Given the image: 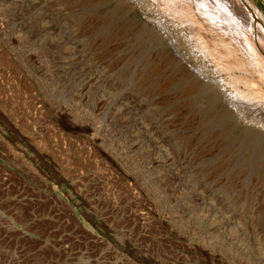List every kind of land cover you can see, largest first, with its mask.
Returning a JSON list of instances; mask_svg holds the SVG:
<instances>
[{
	"label": "rangeland",
	"instance_id": "1",
	"mask_svg": "<svg viewBox=\"0 0 264 264\" xmlns=\"http://www.w3.org/2000/svg\"><path fill=\"white\" fill-rule=\"evenodd\" d=\"M164 4L0 0V264H264V137Z\"/></svg>",
	"mask_w": 264,
	"mask_h": 264
},
{
	"label": "bare ground",
	"instance_id": "2",
	"mask_svg": "<svg viewBox=\"0 0 264 264\" xmlns=\"http://www.w3.org/2000/svg\"><path fill=\"white\" fill-rule=\"evenodd\" d=\"M164 2L166 11L169 10L170 14L191 26L196 49L206 54L207 58L210 57L212 59L210 61L227 73L228 77L220 80L225 90L231 89L227 95L228 99L222 100L223 107L236 118L238 123L241 119H239L240 115L250 114V118L245 119V127L254 130L255 136H261L263 139L264 23L260 12L244 0H163ZM158 34L155 35L157 39ZM165 53L185 75L191 76L199 84L214 88L210 85L212 83L209 78L202 77L191 69L179 54L173 52L171 45ZM236 71H239L240 75H235ZM240 109L245 113L239 114ZM133 110V106L125 108L129 114ZM152 131L154 129L149 127L146 132ZM108 132L104 128H98L95 136L105 139ZM173 182L175 181L171 179L170 184L172 185ZM198 194L200 196L203 193Z\"/></svg>",
	"mask_w": 264,
	"mask_h": 264
}]
</instances>
